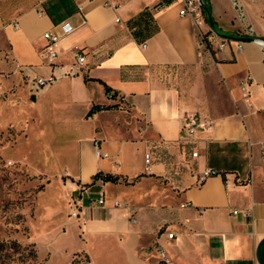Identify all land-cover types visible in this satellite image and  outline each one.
Listing matches in <instances>:
<instances>
[{
    "label": "crops",
    "instance_id": "0c3cea01",
    "mask_svg": "<svg viewBox=\"0 0 264 264\" xmlns=\"http://www.w3.org/2000/svg\"><path fill=\"white\" fill-rule=\"evenodd\" d=\"M160 2L0 0V16L10 18L0 26L7 69L18 84L4 123L40 143L42 171L66 173L78 189L71 216L72 202L82 205L72 218L89 240L116 244L124 262L152 264L141 253L155 245L165 254L160 264H264V47L242 42L237 50L214 34L211 49L201 46L193 20L179 14L181 0L159 10ZM208 2L218 30L254 36L242 31L229 0ZM65 22L75 30L61 37L49 62L44 34H59ZM20 72L57 81L38 90L21 83ZM95 106L110 110L89 117ZM195 115L213 127L191 137L182 121ZM97 141L105 157L96 156ZM206 168L219 175L200 183ZM98 173L120 181H95ZM112 185L125 201L102 193Z\"/></svg>",
    "mask_w": 264,
    "mask_h": 264
},
{
    "label": "rangeland",
    "instance_id": "374dc122",
    "mask_svg": "<svg viewBox=\"0 0 264 264\" xmlns=\"http://www.w3.org/2000/svg\"><path fill=\"white\" fill-rule=\"evenodd\" d=\"M229 2L242 31L264 38V0ZM0 12L5 14L4 9ZM3 14L0 26L10 19ZM9 58V45L0 29V264H128L116 244L89 240L84 224L72 218L70 200L77 197L78 189L68 184L66 173L41 170L40 143L14 124L4 123L2 112L5 109L8 118V103L18 93L15 75L7 69ZM19 75L21 83H27L22 72ZM102 193L110 199L126 198L115 185ZM131 199L137 201L129 195ZM152 249L143 248L141 254L160 264V248L153 245Z\"/></svg>",
    "mask_w": 264,
    "mask_h": 264
},
{
    "label": "built area",
    "instance_id": "2783aa9c",
    "mask_svg": "<svg viewBox=\"0 0 264 264\" xmlns=\"http://www.w3.org/2000/svg\"><path fill=\"white\" fill-rule=\"evenodd\" d=\"M182 3V8L179 12L181 16H188L190 17L194 25L197 29V33L199 36V45L201 46H208L209 44V39L206 37V34L202 32V26H205L207 21L206 18L203 14V9L199 3V0H181ZM110 3L106 2L105 6H109ZM15 27L18 28L19 25L15 23ZM60 28V33L59 34H53V33H46L44 34V38L47 41L46 46L43 49V56L49 60V62H54L58 56V44L61 40V37L63 36H69L72 34L75 30V27L70 23V22H65L59 26ZM235 45L237 50H240L242 48V42H237V41H232ZM224 45L222 44L221 47ZM145 47V46H144ZM85 55L84 54H77L76 56V62L78 65H84L85 63ZM28 84L36 87L38 90L45 89L51 85H53L56 81L57 78L55 76H51L49 78H41L37 76H32L30 73H27L25 75ZM251 78H248V81H250ZM247 97V94H245ZM213 127V123L209 118L201 117L199 115L195 116H188L185 117L182 121V129L183 131L188 135V136H195L199 132L203 131H210ZM95 148H96V156L101 157L102 154L99 149V142H95ZM198 153L194 154V157H197ZM105 157V156H102ZM264 159V155H263ZM150 161L151 157L149 154H146L145 156V164L147 166V169H150ZM219 175V172L212 169V168H206L202 174L200 175V183H203L205 180H207L210 177L217 176ZM95 203L99 206L104 207L106 205V199L105 196L102 194L100 198L95 200ZM113 206L115 208H123L125 210H129V205L127 203H121L119 201H115ZM82 205L79 200H74L72 202V216L77 218L79 216V209H81ZM182 208H189L191 207V204L185 203L181 205ZM238 212L235 211L234 214H237ZM247 216H249L248 213H246ZM174 237V234H169L168 238L172 239ZM161 250V256L162 259H165V254Z\"/></svg>",
    "mask_w": 264,
    "mask_h": 264
},
{
    "label": "trees",
    "instance_id": "16d2710c",
    "mask_svg": "<svg viewBox=\"0 0 264 264\" xmlns=\"http://www.w3.org/2000/svg\"><path fill=\"white\" fill-rule=\"evenodd\" d=\"M205 1V4L207 5V7L211 10V12H212V8H211V6L209 5V2H208V0H204ZM171 3H172V0H161V2L159 3V5L157 6L158 7V9L160 10V9H163V8H165V7H168L169 5H171ZM203 14H204V16H205V18H206V21H207V17H206V14H205V12L203 11ZM207 24H208V21H207ZM210 35H212V32L211 31H209L207 34H206V37L208 38V36H210ZM208 47H209V49H211V45L210 44H208ZM106 94H107V96L108 97H110V98H115L116 96H115V94H113L112 93V91L107 87L106 88ZM105 110H110V108H108V107H101V106H95V107H93L92 108V110L89 112V114H88V116L89 117H91V116H93L94 114H96V113H98V112H100V111H105ZM102 180V181H104L105 183H108V182H111V183H118L119 181H120V178L119 177H116V176H112V175H104V174H102V173H98L97 175H95L94 176V180L96 181V180ZM13 244H15L17 247H19L15 242L13 243ZM3 246V244H1L0 243V247H2ZM10 248H12L11 246H10V244H9V249ZM164 262V261H163ZM161 264H166L165 262L164 263H161Z\"/></svg>",
    "mask_w": 264,
    "mask_h": 264
},
{
    "label": "water",
    "instance_id": "95a60500",
    "mask_svg": "<svg viewBox=\"0 0 264 264\" xmlns=\"http://www.w3.org/2000/svg\"><path fill=\"white\" fill-rule=\"evenodd\" d=\"M199 3L203 9V11L206 14L207 17V21L210 27V31L212 32V34H214L216 37L220 38L221 40L224 41H237V42H258L259 44H261L264 47V38H259V37H254V36H250V37H242V36H231V35H223L221 33H219V31L216 28V24L213 18V14L211 12V10L207 7V5L205 4L204 0H199Z\"/></svg>",
    "mask_w": 264,
    "mask_h": 264
},
{
    "label": "bare ground",
    "instance_id": "6f19581e",
    "mask_svg": "<svg viewBox=\"0 0 264 264\" xmlns=\"http://www.w3.org/2000/svg\"><path fill=\"white\" fill-rule=\"evenodd\" d=\"M67 189V188H66Z\"/></svg>",
    "mask_w": 264,
    "mask_h": 264
}]
</instances>
